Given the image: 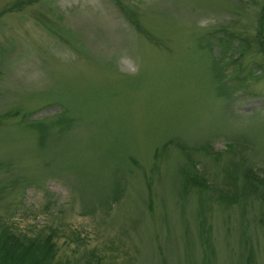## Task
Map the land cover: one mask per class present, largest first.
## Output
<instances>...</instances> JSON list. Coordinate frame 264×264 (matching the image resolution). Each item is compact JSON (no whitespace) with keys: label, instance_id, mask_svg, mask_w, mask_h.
<instances>
[{"label":"rangeland","instance_id":"1","mask_svg":"<svg viewBox=\"0 0 264 264\" xmlns=\"http://www.w3.org/2000/svg\"><path fill=\"white\" fill-rule=\"evenodd\" d=\"M263 3L0 0L1 221L54 264H264Z\"/></svg>","mask_w":264,"mask_h":264},{"label":"trees","instance_id":"2","mask_svg":"<svg viewBox=\"0 0 264 264\" xmlns=\"http://www.w3.org/2000/svg\"><path fill=\"white\" fill-rule=\"evenodd\" d=\"M133 21L138 24L137 21ZM257 23V31L253 39L258 42L260 50L264 54V34L262 33V29L264 28V3L262 4L261 11L258 13ZM142 29L145 30L143 27ZM220 37H222V35ZM233 37L237 38L239 41L238 36ZM230 44V50H232V48L234 50V47H236L235 44L233 42ZM248 48H251L249 44L244 47V50ZM243 53H239V51L236 50L234 53L236 57L233 58V61H235L239 55H243ZM29 121L28 127L37 131V140L39 137L40 144H43L45 138L43 123L38 120ZM216 154L219 155L220 152ZM183 177L187 184L198 186L199 188L206 186L205 177L201 176L197 171L196 165H193L191 170H184ZM250 177L254 181H261L258 177L256 179L252 176H245V178H249L250 181H252ZM204 242H206V239ZM55 255L53 235L48 234L47 236L44 235L41 237V235L36 234L34 236H26L15 231L10 224L0 219V264H54Z\"/></svg>","mask_w":264,"mask_h":264}]
</instances>
